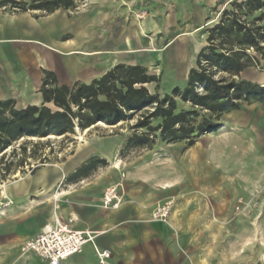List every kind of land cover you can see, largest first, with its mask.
Masks as SVG:
<instances>
[{"label":"crops","instance_id":"obj_1","mask_svg":"<svg viewBox=\"0 0 264 264\" xmlns=\"http://www.w3.org/2000/svg\"><path fill=\"white\" fill-rule=\"evenodd\" d=\"M213 1L87 0L86 8L79 12L0 11V102L11 101L15 109L40 106L44 72L52 73L58 86L68 88L88 84L117 65L147 70L166 66L170 80L177 79L173 74L178 71L186 79L196 55L206 45L205 30L215 24L208 17ZM139 12L145 14L141 20L136 17ZM113 139L84 142L56 169H37L40 174L30 188L23 180L19 182L28 189L21 192L16 182L10 185L8 196L18 199L32 190L53 188L61 176L71 175L95 156L108 163L118 147ZM176 145L177 150L184 147ZM182 182L181 174L172 178L166 167L156 163L137 167L121 180L114 170L81 178L70 183L71 187L76 185L74 189L55 193V199L63 197L60 209L49 204L40 214L34 203V229L17 232L14 242L34 237L57 217L64 223L72 220L75 230L92 234L80 253L61 264H97L102 250L111 252L109 264H215L199 239L200 232L205 231L203 205L198 206L187 196V190L176 187ZM108 186L116 187L122 197L118 210L105 209L101 204ZM170 196L175 204L168 222L153 221L154 204ZM244 247L245 251L250 249ZM253 248V257L245 254L236 263L227 259L222 264H264V248L258 244ZM13 263L44 264L33 254L19 256L17 251L9 258L0 257V264Z\"/></svg>","mask_w":264,"mask_h":264},{"label":"trees","instance_id":"obj_2","mask_svg":"<svg viewBox=\"0 0 264 264\" xmlns=\"http://www.w3.org/2000/svg\"><path fill=\"white\" fill-rule=\"evenodd\" d=\"M76 1L0 0V11L50 14L73 9ZM263 10L264 0L231 1L217 22L205 30L206 45L196 55L185 85L163 96L149 92L146 86L157 85L158 80L140 66L117 65L90 83L71 88L58 86L54 75L44 72L40 106L15 109L11 101L0 102V182L28 160L44 163L48 155L42 147L50 144V137L73 142L71 137L77 131L84 132L97 123L115 127L133 121L128 124L131 133L124 139V150H145L156 140L183 142L191 148L198 137L219 127L224 114L238 110L242 102L264 99L260 85L237 79L264 60V18L249 19L252 12ZM249 50L259 58L250 56ZM218 74L227 78H215ZM105 165L104 160L90 158L67 181L87 178ZM37 169L32 168L30 174Z\"/></svg>","mask_w":264,"mask_h":264},{"label":"rangeland","instance_id":"obj_3","mask_svg":"<svg viewBox=\"0 0 264 264\" xmlns=\"http://www.w3.org/2000/svg\"><path fill=\"white\" fill-rule=\"evenodd\" d=\"M231 1L233 0L213 1L208 9L211 24L217 22L221 11L228 8ZM240 1L242 0H238ZM85 8L79 10L73 8V11L79 12ZM258 16L264 18V10L252 12L249 19ZM136 17L141 20L145 14L139 12ZM248 54L259 58V55L252 50H249ZM166 69V66L159 65L146 69L148 74L156 76L158 80L157 85L146 86L149 92L163 96L170 93L172 84L180 88L185 85L187 78L184 79V73L182 74L181 71L174 73L177 79L173 81L170 80L171 75ZM221 77L227 78V75L215 76V78ZM237 79L264 88V60L260 61L258 66L242 72ZM167 90L168 92L165 93ZM132 122L118 124L115 127L97 123L87 132L77 131L71 137L73 142L50 137V144L42 147L45 155H48L44 163L38 164L28 160L21 169L0 182V224L3 227L0 230V257L9 258L13 251H17L19 256H24L21 252L24 240L16 244L14 237L17 232L34 229V203L38 204L36 210L40 214L46 212L49 204H52L54 209H60L63 197L55 199L53 196L56 192L61 194L63 190L74 189L76 185L71 187L70 182L67 181L69 175H64L53 188L35 193L32 190L30 194L18 199L8 196V187L23 180L28 184L31 183L30 188L34 178L42 169H56V166L70 159L79 145L88 140L106 137H113L118 147L112 158L108 159V163L91 171L87 179L114 170L121 180L137 167L156 163L166 167L168 176L172 178L181 174L183 182L176 187L182 191L187 190L189 198L193 197V201L198 206L203 205L202 224L205 231L200 232L199 239L205 245L208 258H211L215 264L227 262V259L236 263L238 258L245 254L253 257L254 244L264 248V99L242 102L238 110L224 114L219 120V127L213 133L198 137L191 148H187L186 144L181 142L177 144L184 147L177 150L176 144L156 140L152 147L145 150H124V139L131 133L128 124ZM42 141L46 142L45 139ZM30 151L29 147L27 155ZM94 158L100 159L97 156ZM35 167L41 170L31 175L30 171ZM169 198L173 200L174 206V197ZM237 206H239L238 210H236ZM244 246L250 249L245 251Z\"/></svg>","mask_w":264,"mask_h":264},{"label":"built area","instance_id":"obj_4","mask_svg":"<svg viewBox=\"0 0 264 264\" xmlns=\"http://www.w3.org/2000/svg\"><path fill=\"white\" fill-rule=\"evenodd\" d=\"M79 6V7H78ZM87 0H77L74 10L85 8ZM101 204L105 209L118 210L122 204V197L114 186L103 190ZM173 200L166 198L156 202L151 211V219L156 222L167 223L172 212ZM239 206L236 207V210ZM72 220L67 223L58 218L50 224H45L34 237L23 242L22 254H33L44 264H61L63 261L81 252L82 247L91 239L92 234L87 231L75 230ZM111 257L109 250L98 253L97 264H109Z\"/></svg>","mask_w":264,"mask_h":264},{"label":"bare ground","instance_id":"obj_5","mask_svg":"<svg viewBox=\"0 0 264 264\" xmlns=\"http://www.w3.org/2000/svg\"><path fill=\"white\" fill-rule=\"evenodd\" d=\"M139 17V16H138ZM98 124H100V123H98ZM43 177V176H42ZM44 178V177H43ZM38 180V179H37ZM39 180H41V178L39 177ZM20 181V180H19ZM24 183V182H23ZM26 183V182H25ZM29 184H31V183H29ZM32 184H34V183H32ZM25 185V184H24ZM23 184H22V182H16V184H15V187L18 189V191L19 192H21L22 190H26V189H28L26 186H24ZM27 185V184H26ZM3 194H5V191H3ZM57 217H54V219L53 220H55Z\"/></svg>","mask_w":264,"mask_h":264}]
</instances>
